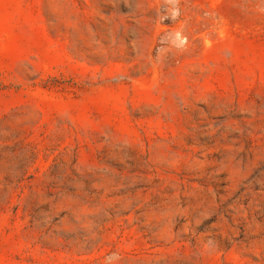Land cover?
Wrapping results in <instances>:
<instances>
[{
	"label": "rangeland",
	"instance_id": "1",
	"mask_svg": "<svg viewBox=\"0 0 264 264\" xmlns=\"http://www.w3.org/2000/svg\"><path fill=\"white\" fill-rule=\"evenodd\" d=\"M0 264H264V0H0Z\"/></svg>",
	"mask_w": 264,
	"mask_h": 264
}]
</instances>
